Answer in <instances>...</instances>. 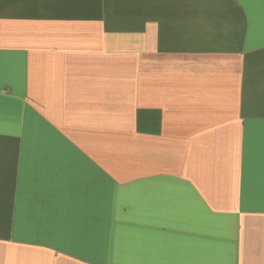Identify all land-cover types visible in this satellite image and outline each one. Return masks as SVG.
I'll use <instances>...</instances> for the list:
<instances>
[{"label": "crops", "instance_id": "0c3cea01", "mask_svg": "<svg viewBox=\"0 0 264 264\" xmlns=\"http://www.w3.org/2000/svg\"><path fill=\"white\" fill-rule=\"evenodd\" d=\"M0 264H264V0H0Z\"/></svg>", "mask_w": 264, "mask_h": 264}]
</instances>
